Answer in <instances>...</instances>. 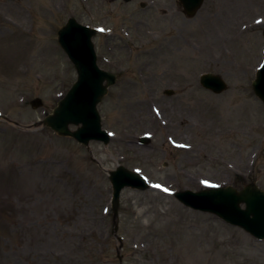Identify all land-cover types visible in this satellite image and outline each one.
I'll return each mask as SVG.
<instances>
[{"label":"rangeland","instance_id":"rangeland-1","mask_svg":"<svg viewBox=\"0 0 264 264\" xmlns=\"http://www.w3.org/2000/svg\"><path fill=\"white\" fill-rule=\"evenodd\" d=\"M182 8L0 0V264H264V240L173 197L214 184L264 190V102L252 89L264 0H204L191 17ZM70 17L99 29L98 65L118 77L97 106L108 144L34 126L77 79L57 36ZM207 72L228 88H204ZM118 165L151 187L123 188L114 217Z\"/></svg>","mask_w":264,"mask_h":264},{"label":"water","instance_id":"water-1","mask_svg":"<svg viewBox=\"0 0 264 264\" xmlns=\"http://www.w3.org/2000/svg\"><path fill=\"white\" fill-rule=\"evenodd\" d=\"M203 2L204 0H180L184 12L189 17L196 14ZM96 33V28L82 24L75 17H70L60 26L58 43L74 64L77 79L64 98L59 100L53 112L34 124L46 125L60 136L72 137L85 145H89L91 140L108 144L112 138V134L103 127L97 106L109 88L116 84L117 75L98 65V55L93 44ZM254 78L252 89L264 102V62L256 70ZM199 81L204 88L215 93H221L228 88L227 81L216 73H203ZM172 92L171 89L166 90L167 94ZM31 104L37 108L43 106V100L36 98ZM71 125L76 129H71ZM140 142L143 144L150 142V136L143 135ZM109 175L113 187L111 205L114 217H117L123 188L144 190L148 189L150 184L140 172L124 165H118L109 172ZM173 195L186 207L213 213L226 223L238 225L258 240H264V190L255 182H249L240 190L233 185H214L198 191L178 190Z\"/></svg>","mask_w":264,"mask_h":264},{"label":"snow or ice","instance_id":"snow-or-ice-1","mask_svg":"<svg viewBox=\"0 0 264 264\" xmlns=\"http://www.w3.org/2000/svg\"><path fill=\"white\" fill-rule=\"evenodd\" d=\"M205 183H208L207 181H205Z\"/></svg>","mask_w":264,"mask_h":264},{"label":"flooded vegetation","instance_id":"flooded-vegetation-1","mask_svg":"<svg viewBox=\"0 0 264 264\" xmlns=\"http://www.w3.org/2000/svg\"><path fill=\"white\" fill-rule=\"evenodd\" d=\"M179 3H180V0H179ZM181 4V3H180Z\"/></svg>","mask_w":264,"mask_h":264}]
</instances>
